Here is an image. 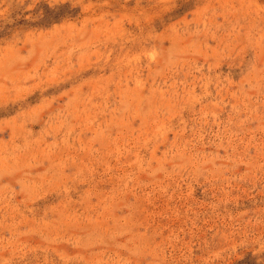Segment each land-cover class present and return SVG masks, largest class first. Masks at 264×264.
<instances>
[{
	"label": "rangeland",
	"instance_id": "rangeland-1",
	"mask_svg": "<svg viewBox=\"0 0 264 264\" xmlns=\"http://www.w3.org/2000/svg\"><path fill=\"white\" fill-rule=\"evenodd\" d=\"M0 264H264V0H0Z\"/></svg>",
	"mask_w": 264,
	"mask_h": 264
}]
</instances>
